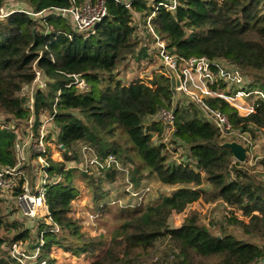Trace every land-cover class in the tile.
<instances>
[{
	"label": "trees",
	"instance_id": "obj_1",
	"mask_svg": "<svg viewBox=\"0 0 264 264\" xmlns=\"http://www.w3.org/2000/svg\"><path fill=\"white\" fill-rule=\"evenodd\" d=\"M5 1L0 0V8ZM15 1L35 12L70 7L69 0ZM160 1L129 0L130 7L126 8L106 0L107 16L88 37L72 33L67 19L55 15L36 20L15 12L0 18V112L19 123L33 116L35 127L38 116L50 113L56 104L52 123L62 161L47 157L44 219H50L51 224L42 221L36 233L37 262L54 264L51 253L58 248L87 260L86 264H130L128 259L148 254L163 238L171 245L178 259L176 264H256L264 257V182L241 163H233L230 151L221 147L232 140L222 137L192 102L173 106L172 82L164 76L153 74L152 87L136 82L125 85L117 76L128 58L146 57L147 48L140 46L134 18L143 19ZM177 3L173 12L158 7L151 21L166 51L179 62L201 57L219 61L240 73L245 90L264 93L263 0ZM68 34L71 38L65 36ZM34 67L41 71L46 88L35 92L31 113L24 105L21 90L33 82ZM69 74L80 75L87 91L68 86ZM216 86L224 89L226 83L219 80ZM205 102L224 113L235 128L248 132L253 142L258 137L264 140V99H256L253 113L247 116H240L220 98ZM170 107L175 115L172 145L195 170L170 162L163 146L154 145L143 134L142 120L154 116L160 108ZM153 128L161 131L158 126ZM15 140L12 130L0 128V167L17 164ZM79 144L91 148L99 160L119 151L122 165H129L126 176L134 192L139 190L144 176H155L162 185L179 188L155 206L122 208L127 219L106 244L105 235L91 236L70 214L80 192L75 184L77 170L66 169L65 163L82 161ZM79 171L87 182L90 198L98 204L96 209L101 210L106 194L94 179V170ZM13 193L15 197L19 195L20 186ZM199 199L206 203L221 201L247 217V223L232 222L249 240L232 233L215 235L196 212L182 219L177 228L168 225L173 212L182 213ZM4 217L0 205V232L14 230L11 237L0 235V264H20L4 246L10 248L29 238L30 233L16 223L4 222ZM53 225L59 233L51 231ZM254 240L261 241L260 245Z\"/></svg>",
	"mask_w": 264,
	"mask_h": 264
},
{
	"label": "built area",
	"instance_id": "obj_2",
	"mask_svg": "<svg viewBox=\"0 0 264 264\" xmlns=\"http://www.w3.org/2000/svg\"><path fill=\"white\" fill-rule=\"evenodd\" d=\"M114 1L118 4H122L126 8L130 7L129 0ZM214 1L220 2L222 0ZM8 2L9 1L6 0L3 6ZM69 3L70 7L68 9L51 8L48 10L35 12L27 5L15 1L12 2L5 11L2 9L3 6L0 8V18H4L15 12L24 13L30 18L36 20L48 15H55L67 19L70 31L72 33H77L83 35V37H88L93 33L94 27L107 16L106 0H69ZM177 4V0H161L156 6H154L153 11L142 19L143 31H141L137 26L136 35L140 43L146 46L147 51L154 53V56L157 57L160 63V67L158 68L157 73L154 74H160L170 80L172 82L173 94H181L186 97L188 101L195 104L199 108L203 118H205L206 121L210 122L222 137L228 140L235 141L244 147L246 158L245 162L241 163L242 165H244L247 169H252L256 165H261L262 167H264V154H257V152L255 151L256 144L255 142H253L250 134L248 132L241 131L239 128H235L224 113H222L220 110L212 109L205 102L206 99L209 98H220L234 107L238 111V114L240 116H247L254 111V101L258 98L264 99V93L258 90H245L240 73L237 70L224 66L223 63L219 61H211L205 57H201L190 58L188 60L179 62L175 57H173L166 51L164 43L160 40L159 36L154 31L151 21L154 16L155 10L158 7H163L168 12H173ZM140 32H142L141 36L139 34ZM65 36L67 38H71L70 34ZM34 73L35 78L33 82L30 85L25 86L21 90V97L25 98L24 105L26 109L31 113L33 112L35 92L42 88L41 85H36L39 81L40 76H42L41 71L34 67ZM67 77L71 78V82L68 86L73 85L79 92L87 91L88 86L80 75L69 74L67 75ZM150 80L147 84L143 82L136 83L138 85L144 84L148 87H152L150 84ZM176 80L178 82V85H176L175 83ZM219 80L226 83L224 89L216 86V83ZM34 85H36L35 91H33ZM29 87L32 88L28 92ZM213 87H215L216 90L212 89ZM250 97H255V99L250 102L248 101ZM55 105L56 104L54 102L51 107V111L48 114L47 122L50 124L52 123L53 117L55 115ZM149 120L152 121L150 122ZM29 121H31L33 124V116L30 117ZM174 122L175 115L173 107L160 108L154 116L145 117L142 120L141 126L143 134L148 136L150 138V142L154 145H162L165 153H167L172 158L175 165L195 170L193 165L182 158L180 156L181 153L172 145L173 134L175 132ZM156 126H158L161 131L153 128ZM45 140L46 139H44L42 134L38 138H36L32 145V148L34 150L33 154H35L34 156L38 158L40 163L38 169L42 177L41 185H36L33 188H28L25 179L21 180V174L17 170V164L14 167H0V192L13 193V191L20 186L21 193L16 196V202L23 209V215L28 219L35 218L41 209H44L45 213L47 214V207L44 198V185L47 181L45 167L47 166L48 151H46L44 146ZM27 147L23 145L20 146L18 143H16L15 140L14 153L16 154L20 151L24 152ZM84 150H86V152H89L90 150V152L87 155L88 158H85L86 154H84V152L82 151V163H79L80 165L78 164V168L83 172H88L91 169L87 165H96L105 169L116 162V154L114 153H110L106 155L102 160H99V158L91 148L86 146ZM235 162L236 161L233 160V163ZM124 171L127 173L126 170ZM128 184L130 188V182ZM192 189L195 188L192 187ZM196 202L189 204L186 208L195 204ZM221 204H223V206L226 208L225 215L235 219H241L240 221H243L244 223L248 222L244 221V218L247 217L238 215L233 208L229 207L225 203L221 202ZM51 231L54 233H59L58 227L54 225L51 226ZM18 243L19 242H16L11 245L10 248L12 252H16ZM38 253L39 248L36 247V259ZM10 255L18 263L22 264L19 258L15 257L12 253H10ZM35 264H48V262L45 260H41L39 262L36 261Z\"/></svg>",
	"mask_w": 264,
	"mask_h": 264
},
{
	"label": "rangeland",
	"instance_id": "obj_3",
	"mask_svg": "<svg viewBox=\"0 0 264 264\" xmlns=\"http://www.w3.org/2000/svg\"><path fill=\"white\" fill-rule=\"evenodd\" d=\"M8 1L9 2L5 3L2 8L4 11L11 5L12 2H15V0ZM262 13H264V0L262 3ZM141 17L142 16L134 18V25L138 26V28L143 31V20ZM141 33L142 32L139 33L140 36L142 35ZM140 46H142V43H140ZM159 67L160 63L157 57L154 56V53L146 51V57L139 56L138 59L133 57L128 58L127 61L117 70V76L125 85L135 82H143L147 84L153 74L157 73ZM36 85H41V89H45V78L40 76ZM36 85H34L33 91L36 90ZM32 87L28 88V92ZM254 99L255 97H250L248 101L251 102ZM183 102H187L186 97L181 94L174 95L173 106H175L176 103L180 104ZM48 114L46 112H42L38 116V125L34 127L31 121H27L26 123L15 122L14 120H11L10 117H7L0 112V128L12 130L16 136V143L20 146L23 145L27 147L28 145L24 152L20 151L15 154L17 160V170L21 174V180L25 179L28 188L41 185L42 179L38 169L40 163L38 158L34 156L35 154H33L34 150L32 148L36 138L43 134L44 139H46L44 146L46 151H48L49 158L56 162L62 161V154L55 143L56 132L54 130L53 123L50 124L47 122ZM149 121L151 122L152 120ZM256 141L257 147L255 151L258 155L264 154V140L261 137H258ZM79 147L81 148V154L83 151L84 154H86L85 158H88L87 155L90 150L89 152H86V150H84L86 146L82 144H79ZM169 161L173 163L171 157H169ZM79 163L82 162L72 160L65 163L66 169L77 170L75 172V184L80 192V195L72 204L70 214L81 222L83 227L82 229L91 236H97L100 233L105 235L106 244L110 241L111 235L118 229L121 222L127 219V213H121L122 208L131 209L132 207L139 206L141 209H145L148 206H155L161 202L163 197L172 195V193L179 188L177 186L162 185L155 176H144L141 180L139 190L136 192L132 191L128 184L129 176L127 177L125 174L126 172L124 171L127 167L129 168V165H127V167L122 165V156L120 152L117 151L116 162L105 169L96 165H87L89 168L94 170L93 177L99 181L101 191L106 194V198L100 204L102 209L98 211L96 209V205L98 204L94 203L90 198V190L87 182L81 176L78 169V166L80 165ZM248 172L251 175H255L257 180L264 182V167L261 165H256L252 169H248ZM202 188L204 189L206 186H203ZM13 194L14 193L12 192H0V205L2 206L3 214L5 215L4 222L8 224L16 223L19 229L27 230L30 233V237L18 241L19 243L16 252H12L11 248L7 247V244V246L4 247L6 250H10L9 253H12L15 257L19 258L22 264H35V244L37 242L36 233L42 221H45L47 224H49L50 221L49 219H44L47 215L44 209H41L38 215L33 219L26 218L23 215V209L16 202V197ZM106 201L108 202L104 204ZM192 212L198 213L202 222L207 227H210V230L215 235H219L221 233H232L237 238L249 240L247 239V236L243 235L237 225L235 226L232 222L233 220L240 221L241 219H235L225 215L226 208L220 201L206 203L200 199L195 204L186 208L182 213L177 214L173 212L169 218L168 225L171 228L179 227L181 220ZM236 212L238 215H241L240 212ZM244 221H248V218H244ZM13 232L14 230L11 228L8 230L3 229L1 230L0 235L11 237ZM254 242L258 245L261 243V241L255 240ZM170 246L171 245L167 241V238L160 239L156 242L155 246L148 252V254L131 257L128 261H130V264H176L178 259L172 252ZM51 256L55 259L54 264L87 263V260L72 257L70 254L64 253L58 248H55L52 251ZM256 264H264V257Z\"/></svg>",
	"mask_w": 264,
	"mask_h": 264
},
{
	"label": "water",
	"instance_id": "obj_4",
	"mask_svg": "<svg viewBox=\"0 0 264 264\" xmlns=\"http://www.w3.org/2000/svg\"><path fill=\"white\" fill-rule=\"evenodd\" d=\"M176 85H178V82L176 80ZM221 147L226 148L230 151L233 159L238 162V163H244L246 154H245V149L242 145L235 141L231 142H225L221 145Z\"/></svg>",
	"mask_w": 264,
	"mask_h": 264
},
{
	"label": "crops",
	"instance_id": "obj_5",
	"mask_svg": "<svg viewBox=\"0 0 264 264\" xmlns=\"http://www.w3.org/2000/svg\"><path fill=\"white\" fill-rule=\"evenodd\" d=\"M257 141H255V144H256V147H257V143H256Z\"/></svg>",
	"mask_w": 264,
	"mask_h": 264
}]
</instances>
